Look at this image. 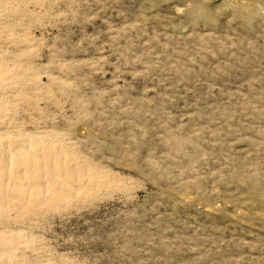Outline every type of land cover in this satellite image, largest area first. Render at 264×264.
Masks as SVG:
<instances>
[{"label": "rangeland", "instance_id": "rangeland-1", "mask_svg": "<svg viewBox=\"0 0 264 264\" xmlns=\"http://www.w3.org/2000/svg\"><path fill=\"white\" fill-rule=\"evenodd\" d=\"M0 71L97 179L1 201L0 264H264V0H0Z\"/></svg>", "mask_w": 264, "mask_h": 264}, {"label": "bare ground", "instance_id": "bare-ground-1", "mask_svg": "<svg viewBox=\"0 0 264 264\" xmlns=\"http://www.w3.org/2000/svg\"><path fill=\"white\" fill-rule=\"evenodd\" d=\"M3 78L4 73L0 71V82ZM16 137L17 144L8 136L0 135V144L5 141L3 145L8 143L9 146L7 158L4 156L7 164L2 158L4 153H0L1 209L4 206L1 201H5V205L22 204L27 199H40L44 191L49 197L44 203H52L59 199L61 191L66 195L81 193L97 181L94 176L87 178L88 173L66 156L65 149L53 135L19 133ZM19 142L21 149L16 148Z\"/></svg>", "mask_w": 264, "mask_h": 264}]
</instances>
